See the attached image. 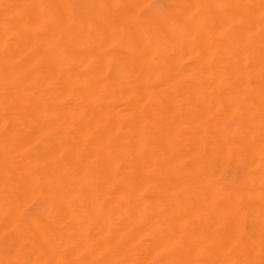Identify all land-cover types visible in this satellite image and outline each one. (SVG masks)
Returning a JSON list of instances; mask_svg holds the SVG:
<instances>
[{
    "label": "bare ground",
    "instance_id": "obj_1",
    "mask_svg": "<svg viewBox=\"0 0 264 264\" xmlns=\"http://www.w3.org/2000/svg\"><path fill=\"white\" fill-rule=\"evenodd\" d=\"M0 264H264V0H0Z\"/></svg>",
    "mask_w": 264,
    "mask_h": 264
}]
</instances>
